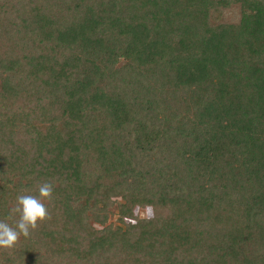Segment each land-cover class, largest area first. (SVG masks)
<instances>
[{
	"label": "trees",
	"instance_id": "16d2710c",
	"mask_svg": "<svg viewBox=\"0 0 264 264\" xmlns=\"http://www.w3.org/2000/svg\"><path fill=\"white\" fill-rule=\"evenodd\" d=\"M45 181L0 264H264V0H0V221Z\"/></svg>",
	"mask_w": 264,
	"mask_h": 264
},
{
	"label": "clouds",
	"instance_id": "9594fccd",
	"mask_svg": "<svg viewBox=\"0 0 264 264\" xmlns=\"http://www.w3.org/2000/svg\"><path fill=\"white\" fill-rule=\"evenodd\" d=\"M53 190L52 182L45 181L38 186L37 195H17L16 204L9 210V214L17 215L18 219L15 227L0 221V248L14 247L21 235L28 237L32 230L38 228L39 223L51 218L44 201L52 199Z\"/></svg>",
	"mask_w": 264,
	"mask_h": 264
},
{
	"label": "rangeland",
	"instance_id": "374dc122",
	"mask_svg": "<svg viewBox=\"0 0 264 264\" xmlns=\"http://www.w3.org/2000/svg\"><path fill=\"white\" fill-rule=\"evenodd\" d=\"M223 17L226 18V19H231L232 15H230V12H225ZM114 212L116 213V209L114 210ZM135 213L139 217H149L151 215V209L149 207H147V208H137L135 210ZM110 220L116 222L114 216Z\"/></svg>",
	"mask_w": 264,
	"mask_h": 264
}]
</instances>
